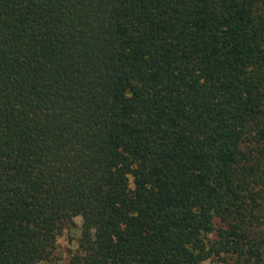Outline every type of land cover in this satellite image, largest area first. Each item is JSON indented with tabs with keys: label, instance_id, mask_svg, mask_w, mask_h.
I'll use <instances>...</instances> for the list:
<instances>
[{
	"label": "trees",
	"instance_id": "1",
	"mask_svg": "<svg viewBox=\"0 0 264 264\" xmlns=\"http://www.w3.org/2000/svg\"><path fill=\"white\" fill-rule=\"evenodd\" d=\"M264 264V0H0V264Z\"/></svg>",
	"mask_w": 264,
	"mask_h": 264
},
{
	"label": "rangeland",
	"instance_id": "2",
	"mask_svg": "<svg viewBox=\"0 0 264 264\" xmlns=\"http://www.w3.org/2000/svg\"><path fill=\"white\" fill-rule=\"evenodd\" d=\"M81 217L76 216L74 223L63 229L56 241V248L48 260L36 264H71V256L77 252L80 235ZM200 264H223L219 258L212 256Z\"/></svg>",
	"mask_w": 264,
	"mask_h": 264
}]
</instances>
